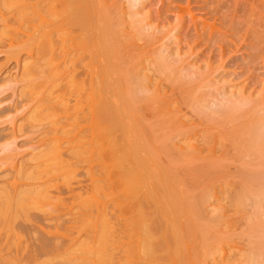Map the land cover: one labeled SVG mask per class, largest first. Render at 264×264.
Returning a JSON list of instances; mask_svg holds the SVG:
<instances>
[{"label":"bare ground","instance_id":"6f19581e","mask_svg":"<svg viewBox=\"0 0 264 264\" xmlns=\"http://www.w3.org/2000/svg\"><path fill=\"white\" fill-rule=\"evenodd\" d=\"M129 2L128 13L143 0ZM109 7L105 0H0L3 68L14 61L17 72L0 79V264H182L188 254L194 264H220L223 258L210 261L211 249L222 256L233 202L252 208L242 262L264 264V103L249 107L242 92L230 101L191 98L224 128L226 136L214 129L227 144L219 155L199 148L196 164L171 130L174 113L143 115L149 76L127 52ZM132 14L154 30L148 14ZM101 35L113 37L104 46L111 69L110 81L100 69L107 80L97 84L89 46ZM163 45L152 60L170 77ZM139 152L153 164L137 163ZM230 167L233 180L217 190L228 196L217 198L212 178ZM151 174L160 184L147 183Z\"/></svg>","mask_w":264,"mask_h":264},{"label":"rangeland","instance_id":"374dc122","mask_svg":"<svg viewBox=\"0 0 264 264\" xmlns=\"http://www.w3.org/2000/svg\"><path fill=\"white\" fill-rule=\"evenodd\" d=\"M105 2L106 7L112 6L109 7L110 14L118 21L117 28L125 33L123 40L126 41L129 49L127 52L131 54L137 67L139 66L138 68L149 76L152 93H148V97H152V100L147 102L148 106L143 115L149 117V113L156 109L158 112L159 109L163 110L162 113L171 112L169 115L174 113L175 121H173L171 130L177 136L178 141H181L180 144L186 146L188 143L189 150H186L193 151L191 155L196 164H199L197 159L201 157L199 152L202 154L203 151L205 155L209 150L214 149L212 152L218 153L216 155L221 154V150L224 149L222 146L227 145L224 128L222 127L221 130V127L217 126L219 130L225 132L224 136L220 131L219 136V130L214 129L217 127L213 126L214 123L210 120L214 118L210 114H205L191 98L199 92L198 97L202 94L208 100L224 98V101H230L231 94L242 92L245 96L250 95L252 105L249 107H253L260 100L264 103V0H143L144 3H141L143 7L139 4L135 5L129 9V13V0H105ZM136 9L144 14L142 18L148 14L147 21L154 30H147L142 24L139 25L141 18L132 14ZM137 28L142 29L149 36L141 33L134 34ZM101 38H103L102 35ZM112 39L113 37L105 35L103 39H98L99 43H97L98 40H94L89 46L93 55L90 68L97 84L107 79L110 81L111 57L105 54L104 46ZM163 44H168V50L172 56L174 70L170 77L166 76L160 68L154 69L152 60L153 56L157 58L159 50L164 53ZM4 61L5 55H0L1 80L17 74L12 69L15 62L12 61L11 65L8 64L3 68ZM103 67L106 68L107 79L100 74V69ZM7 93L10 95V92ZM125 114L129 116L125 121V126L129 131H133L135 128L130 120L132 115L130 112ZM199 148H202L201 151ZM139 155H141L140 152ZM142 155L141 158L136 159V162L151 166L153 162H145V158L147 160L149 158L147 154L143 155L145 158ZM159 155L163 161L164 157ZM229 169L223 172L224 176L218 174L212 178L219 180L216 181L219 185H215L214 189V193H218L217 198L222 199L228 196L222 193L224 196L221 195L223 196L221 197L220 191L217 190L228 187L233 180L232 173L235 168L230 167ZM151 178V181L147 183L160 184V177L151 174ZM228 191L226 194L229 193ZM237 204L233 202L234 208L229 207L227 213L229 217L225 219L230 223V226H227L228 229L230 228V233L228 232L221 242L220 247L222 251L224 250L222 256L219 252L215 254V249L212 248V251L210 250L213 253L210 257L211 262L212 258L216 260L223 258L221 263L224 262V264H243L245 254L243 250L247 242L245 233H248L246 224L252 217V208H249L251 203H245L246 206L242 203L238 207ZM245 219L249 221H244ZM126 225L127 223L125 227ZM190 244L192 243L188 242L186 246ZM80 258H84L83 255ZM85 258L92 260L89 256ZM186 261L187 264L195 263L189 254L185 255L183 263L186 264ZM74 264H80V261Z\"/></svg>","mask_w":264,"mask_h":264}]
</instances>
